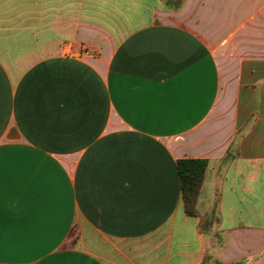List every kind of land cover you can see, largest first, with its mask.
Listing matches in <instances>:
<instances>
[{
  "label": "crops",
  "instance_id": "0c3cea01",
  "mask_svg": "<svg viewBox=\"0 0 264 264\" xmlns=\"http://www.w3.org/2000/svg\"><path fill=\"white\" fill-rule=\"evenodd\" d=\"M217 262L264 264V0H0V263Z\"/></svg>",
  "mask_w": 264,
  "mask_h": 264
},
{
  "label": "trees",
  "instance_id": "16d2710c",
  "mask_svg": "<svg viewBox=\"0 0 264 264\" xmlns=\"http://www.w3.org/2000/svg\"><path fill=\"white\" fill-rule=\"evenodd\" d=\"M207 160L204 158H181L177 160V172L181 196L187 214L197 215L196 201L203 183ZM217 264H241V262Z\"/></svg>",
  "mask_w": 264,
  "mask_h": 264
},
{
  "label": "water",
  "instance_id": "95a60500",
  "mask_svg": "<svg viewBox=\"0 0 264 264\" xmlns=\"http://www.w3.org/2000/svg\"><path fill=\"white\" fill-rule=\"evenodd\" d=\"M15 137H17L16 130L14 128H11L7 138H15Z\"/></svg>",
  "mask_w": 264,
  "mask_h": 264
},
{
  "label": "built area",
  "instance_id": "2783aa9c",
  "mask_svg": "<svg viewBox=\"0 0 264 264\" xmlns=\"http://www.w3.org/2000/svg\"><path fill=\"white\" fill-rule=\"evenodd\" d=\"M0 264H2V263H0Z\"/></svg>",
  "mask_w": 264,
  "mask_h": 264
}]
</instances>
